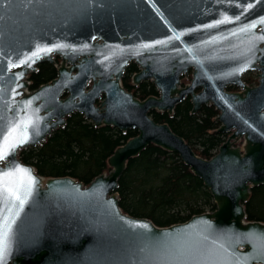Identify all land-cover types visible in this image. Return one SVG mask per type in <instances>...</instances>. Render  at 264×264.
Wrapping results in <instances>:
<instances>
[{
	"label": "water",
	"instance_id": "water-1",
	"mask_svg": "<svg viewBox=\"0 0 264 264\" xmlns=\"http://www.w3.org/2000/svg\"><path fill=\"white\" fill-rule=\"evenodd\" d=\"M260 21L264 0H0V137L13 128L10 141L26 136L0 159V231L5 219L10 227L7 264H264V223L248 221L245 210L251 189L264 184ZM41 47L53 51L21 63ZM53 54L63 59L57 78L23 90L26 75L41 62L54 63ZM131 60L141 66L134 83L152 79L159 97L141 100L123 87ZM191 67L193 80L181 87L180 76ZM253 70L261 71L257 87L242 81ZM228 85L244 91L228 92ZM187 96L192 113L211 102L221 112L215 134L235 129L211 159L150 116L153 110L172 115ZM74 112L96 127L138 132L109 157L110 173L86 187L69 176L45 179L18 157ZM242 136L244 147H234L231 140ZM150 144L177 153L203 180L217 209L168 227L124 213L119 179ZM16 167L31 173L30 189L26 176H3ZM5 184L22 204L4 193Z\"/></svg>",
	"mask_w": 264,
	"mask_h": 264
},
{
	"label": "trees",
	"instance_id": "trees-1",
	"mask_svg": "<svg viewBox=\"0 0 264 264\" xmlns=\"http://www.w3.org/2000/svg\"><path fill=\"white\" fill-rule=\"evenodd\" d=\"M56 60L59 62V58ZM137 72L139 67L130 64L123 78L125 88L140 99L158 96L159 92L151 81L141 86L132 84V76ZM56 77L57 68L43 62L30 77L31 88L37 89ZM246 81L250 83L251 79L246 78ZM192 109L191 99L186 98L176 106L173 115L157 111H152L151 115L157 122L168 123L191 146L197 144L200 152L192 146L195 152L210 159L224 142V134L214 133L221 125L216 120L220 112L213 105H203L197 113H192ZM137 134L136 130L124 133L112 126L96 127L83 114L75 112L67 117L64 127L56 129L41 145L21 149L19 158L34 166L42 176H70L89 185L94 178L111 170L109 157ZM117 192L125 213L149 218L162 227L183 223L207 209H216L203 180L180 156L153 144L128 162L119 179ZM245 210L248 220L264 223V184L251 189Z\"/></svg>",
	"mask_w": 264,
	"mask_h": 264
},
{
	"label": "snow or ice",
	"instance_id": "snow-or-ice-1",
	"mask_svg": "<svg viewBox=\"0 0 264 264\" xmlns=\"http://www.w3.org/2000/svg\"><path fill=\"white\" fill-rule=\"evenodd\" d=\"M260 23H264V21H260ZM251 28H255L256 24H252L250 26ZM242 31H247V29H242ZM258 39H264V37H258ZM58 48H63L65 47L64 45H58ZM53 51L51 48H46V47H41L37 48L35 51H33L31 56H28L26 59L21 61V63L24 64H30L34 63L35 59L40 56L42 53H50ZM17 66V65H14ZM16 131V128H13L11 132H9L7 137H0V159H4L7 152L16 146L19 145V143H24L26 142V136L25 138L21 140H16V141H10V137H12L13 133ZM16 174H21L22 176H26L28 178V184H29V189L32 184L35 183V180L31 177V173L28 172L26 169H22L19 167H16L14 170L5 172L3 173V176L5 178L11 177ZM4 193L9 194L11 198H15L16 200L20 201L22 204L24 201L21 199L20 195L12 188H9L7 184L4 185L3 188ZM143 227H147L146 225ZM10 232V227H9V220L5 219L4 220V228L2 231H0V264H7V257L9 254V242H8V234Z\"/></svg>",
	"mask_w": 264,
	"mask_h": 264
},
{
	"label": "rangeland",
	"instance_id": "rangeland-1",
	"mask_svg": "<svg viewBox=\"0 0 264 264\" xmlns=\"http://www.w3.org/2000/svg\"><path fill=\"white\" fill-rule=\"evenodd\" d=\"M56 60V59H55ZM61 60V59H60ZM60 63H57V65H59ZM260 71L259 70H256V71H253V72H250V73H247L243 76V80H245L246 78L248 79H251V82L248 83L249 86L251 87H254V86H257L259 84V79H260ZM126 74V73H125ZM192 72L190 71L188 74H184L182 77H181V82H182V85L181 86H185L186 84H188L191 79H192ZM146 82H148V80H146ZM234 90L233 92H239V91H242L241 88H238V87H233ZM134 94V93H133ZM220 122V121H219ZM221 123V122H220ZM232 132H228L226 134H224V137H223V140L224 141H227L229 138H230V135H231ZM233 143H234V146H242L243 143H244V138L241 137L239 139H236V140H231ZM192 146L197 150V152H200L198 149L199 146L197 144H194L192 143ZM110 171H106L104 172L105 174L109 173ZM209 211V209H207Z\"/></svg>",
	"mask_w": 264,
	"mask_h": 264
},
{
	"label": "flooded vegetation",
	"instance_id": "flooded-vegetation-1",
	"mask_svg": "<svg viewBox=\"0 0 264 264\" xmlns=\"http://www.w3.org/2000/svg\"><path fill=\"white\" fill-rule=\"evenodd\" d=\"M130 64H132V62H131ZM130 64H129V65H130ZM141 85H142V84H141ZM141 85H140V86H141Z\"/></svg>",
	"mask_w": 264,
	"mask_h": 264
}]
</instances>
